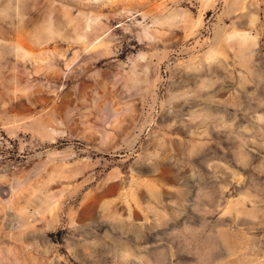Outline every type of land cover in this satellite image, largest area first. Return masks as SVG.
Here are the masks:
<instances>
[{
  "label": "clouds",
  "instance_id": "9594fccd",
  "mask_svg": "<svg viewBox=\"0 0 264 264\" xmlns=\"http://www.w3.org/2000/svg\"><path fill=\"white\" fill-rule=\"evenodd\" d=\"M0 264H264V0H0Z\"/></svg>",
  "mask_w": 264,
  "mask_h": 264
}]
</instances>
